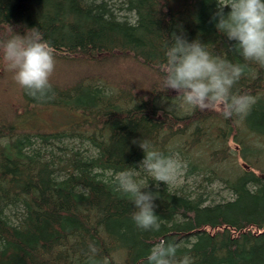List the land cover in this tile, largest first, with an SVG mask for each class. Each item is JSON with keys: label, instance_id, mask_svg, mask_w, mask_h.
Wrapping results in <instances>:
<instances>
[{"label": "trees", "instance_id": "obj_1", "mask_svg": "<svg viewBox=\"0 0 264 264\" xmlns=\"http://www.w3.org/2000/svg\"><path fill=\"white\" fill-rule=\"evenodd\" d=\"M214 11L215 0H0V43L37 27L55 62L84 58L103 69L128 59L154 77L143 86L117 69L109 78L88 73L71 86L50 82L43 97L22 88L23 112H0V264H142L160 240L177 243L191 264H264V66L230 47ZM174 31L246 65L231 88L251 96L244 113L187 105L163 88ZM30 106L71 120L31 131L22 124ZM140 139L181 162V185L137 172L158 192V231L135 225L114 183L139 168Z\"/></svg>", "mask_w": 264, "mask_h": 264}, {"label": "clouds", "instance_id": "obj_2", "mask_svg": "<svg viewBox=\"0 0 264 264\" xmlns=\"http://www.w3.org/2000/svg\"><path fill=\"white\" fill-rule=\"evenodd\" d=\"M228 11H225V8ZM210 20L245 60L264 66V0H215ZM161 64L162 86L173 89L183 103L200 108L220 103L225 115L244 113L251 103L246 93L232 94L233 84L241 77L246 65L232 62L211 52L200 39L189 40L183 32H173ZM0 52L13 71L14 80L31 96L43 97L51 88L50 75L54 69L51 48L37 27L23 34H13L0 43ZM144 152L139 168L130 167L115 174L118 190L127 194L134 211L131 218L143 230L158 231L160 223L154 200L158 192L145 190L148 183L137 179L143 170L152 180L169 184L181 167L175 155L165 154L145 139L139 140ZM159 185L157 184V187ZM179 245L160 240L143 258L142 264H191L187 254L177 256Z\"/></svg>", "mask_w": 264, "mask_h": 264}, {"label": "rangeland", "instance_id": "obj_3", "mask_svg": "<svg viewBox=\"0 0 264 264\" xmlns=\"http://www.w3.org/2000/svg\"><path fill=\"white\" fill-rule=\"evenodd\" d=\"M55 58L57 59L56 56ZM0 60L2 62V66L0 67V112H2L3 115L5 114L4 116H6V114L11 116L14 110L22 113L24 110L23 106L25 105H22V87L14 80L13 71L4 60L2 52H0ZM103 69H98V67L96 68L94 65L88 67V61L84 58H72L71 61L58 59L57 62L54 61V69L49 80L51 83L66 87L73 85L81 76L88 77V73L97 76L101 73L102 77H114V75H116V69L118 71H124L122 73H124L125 77H132L138 85L143 82V86H148L150 85V80L154 78L153 73H151L152 71L128 59L120 60L114 64L103 67ZM30 108L29 115L26 118L25 116L23 117L25 120L22 124H26L31 131H38L39 129L48 132L56 131L68 126L71 120V116L68 112L61 109L42 106H30ZM173 179L177 180L175 184H183V177L181 174H176ZM220 194L219 197H225L227 199L231 196L226 190H222Z\"/></svg>", "mask_w": 264, "mask_h": 264}]
</instances>
